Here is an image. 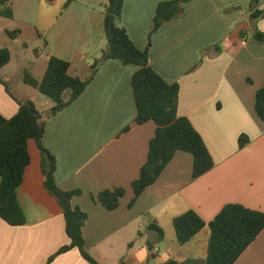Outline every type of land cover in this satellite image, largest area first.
Returning a JSON list of instances; mask_svg holds the SVG:
<instances>
[{"label": "crops", "instance_id": "0c3cea01", "mask_svg": "<svg viewBox=\"0 0 264 264\" xmlns=\"http://www.w3.org/2000/svg\"><path fill=\"white\" fill-rule=\"evenodd\" d=\"M170 1L177 0H124L117 25L138 49L149 51L150 66L167 83L178 84V115L201 135L215 166L193 179V156L179 151L132 206V183L157 126L135 122L137 66L108 59L92 77L107 45L105 0L0 5V47L11 52L0 72L10 92L0 83V115L14 117L18 102L27 100L42 112L54 107L52 99L23 81L25 72L41 80L52 56L70 63L71 76L88 81L74 102L46 120L43 145L55 159L57 185L81 191L73 205L88 214L86 249L101 264H206L209 227L180 245L176 217L194 210L208 224L227 204L264 213V122L255 110L256 93L264 86V43L253 38L264 33V16L253 19L264 12V0H188L181 17L153 32L159 4ZM242 135L249 143L240 148ZM29 152L30 165L17 190L26 223L11 226L0 218V264H88L77 249L49 263L70 240L62 208L45 188L42 157L32 140ZM116 188L125 194L119 207L108 211L97 198ZM235 264H264V230Z\"/></svg>", "mask_w": 264, "mask_h": 264}, {"label": "trees", "instance_id": "16d2710c", "mask_svg": "<svg viewBox=\"0 0 264 264\" xmlns=\"http://www.w3.org/2000/svg\"><path fill=\"white\" fill-rule=\"evenodd\" d=\"M10 0H1L0 5ZM188 0H177L160 3L154 18V30L183 15V6ZM124 0H105L104 30L107 45L101 58L93 65L92 77L101 63L108 59L119 60L124 65H135L139 69L133 76L132 88L136 104V124L143 125L153 122L157 126L154 138L150 141L148 157L140 170L138 179L132 183L134 199L130 206L142 193L155 184L167 165L177 152L183 151L193 156L192 178L197 179L211 171L214 160L208 151L203 138L195 130L187 118L178 115L179 93L178 84L167 83L149 64V51L138 49L128 32L117 25L121 19ZM264 16L263 11L253 15L254 20ZM14 37V33H10ZM254 40L264 43V33L257 31ZM11 61L8 47H0V72ZM70 63L52 56L46 72L41 80L25 72L23 81L26 85L37 89L55 103L54 107L42 112L32 100L19 103L17 114L7 119L0 115V218L11 226H23L26 218L18 202L17 190L24 181L31 157L29 142H35L42 157V171L45 177V188L54 196L63 211L65 232L70 243L61 247L50 259L72 249H77L88 264L99 263L86 249L83 229L88 214L73 205V200L81 194L80 190L66 191L60 188L55 179L56 162L54 157L43 145L46 131V120L55 116L86 89L88 81H82L69 74ZM0 83L9 92L8 84L1 78ZM66 93L68 96L66 97ZM255 110L264 122V86L256 93ZM249 143L245 135L239 138V147ZM123 188L105 190L98 196V201L108 210L113 211L120 205L124 196ZM177 241L185 245L205 227L210 229L206 264H235L246 249L264 230V213L246 208L240 204H227L220 213L206 223L194 210L176 217L173 220ZM160 237L164 233L160 227H152ZM120 264H124L121 261ZM169 264H176L170 262Z\"/></svg>", "mask_w": 264, "mask_h": 264}, {"label": "water", "instance_id": "95a60500", "mask_svg": "<svg viewBox=\"0 0 264 264\" xmlns=\"http://www.w3.org/2000/svg\"><path fill=\"white\" fill-rule=\"evenodd\" d=\"M252 29L254 30V24L252 25ZM255 31V30H254Z\"/></svg>", "mask_w": 264, "mask_h": 264}, {"label": "built area", "instance_id": "2783aa9c", "mask_svg": "<svg viewBox=\"0 0 264 264\" xmlns=\"http://www.w3.org/2000/svg\"><path fill=\"white\" fill-rule=\"evenodd\" d=\"M242 44H243V45H245V44H246V42H242Z\"/></svg>", "mask_w": 264, "mask_h": 264}, {"label": "rangeland", "instance_id": "374dc122", "mask_svg": "<svg viewBox=\"0 0 264 264\" xmlns=\"http://www.w3.org/2000/svg\"><path fill=\"white\" fill-rule=\"evenodd\" d=\"M30 54H31V55H33V53H32V52H31Z\"/></svg>", "mask_w": 264, "mask_h": 264}]
</instances>
